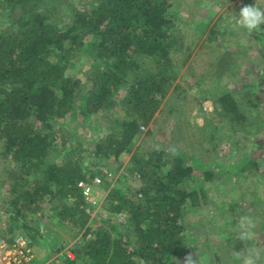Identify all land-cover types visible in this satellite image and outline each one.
<instances>
[{"label": "trees", "instance_id": "1", "mask_svg": "<svg viewBox=\"0 0 264 264\" xmlns=\"http://www.w3.org/2000/svg\"><path fill=\"white\" fill-rule=\"evenodd\" d=\"M255 2L242 0L239 10ZM194 14L176 0H91L81 7L69 0H0V25L6 26L0 27V162L9 196V209L0 210V237L16 232L40 237L50 252L58 253L64 226L76 237L83 232V240L72 248L74 259L63 255L61 264H178L188 255L182 242L188 224L183 211L209 205L196 185L214 179L215 158H197L175 146L169 158L163 151L150 153L139 173V189L129 187L109 196L114 201L109 212L123 214L125 223L90 231V205L79 185L106 176L86 171L92 163L85 166L72 155L75 148L59 129L75 112L86 117L105 114L128 88L125 112L115 125L100 129L92 162L117 159L130 150L162 100L176 91L173 84L177 71L188 63L186 53L197 48L198 55L217 40L214 37L226 34L219 19L205 43V21H195ZM240 30L233 25L231 32L244 34L252 41L250 47L221 44L223 49L212 50L218 84L237 79L241 68L251 67V49L264 50V26L251 35ZM191 33H197L192 42ZM85 56L91 61L84 74L92 84L89 90L81 79L71 80L67 74ZM261 67L264 85V63ZM198 84L193 88L197 97L212 101L216 113L205 123L210 141L214 135H226L219 120L231 118L235 128L246 132L248 124L260 121L261 115L252 111L263 98L260 92L250 94L254 85L231 91ZM169 105L170 114L176 113L174 101ZM247 162L253 161L249 157ZM5 219L7 228L2 230ZM123 224L126 229L120 228Z\"/></svg>", "mask_w": 264, "mask_h": 264}, {"label": "rangeland", "instance_id": "2", "mask_svg": "<svg viewBox=\"0 0 264 264\" xmlns=\"http://www.w3.org/2000/svg\"><path fill=\"white\" fill-rule=\"evenodd\" d=\"M69 1L75 7H81L84 4L89 5L91 2V0ZM176 1L183 9L195 13V21L200 22L201 20H197L199 18L205 21V25H203L205 34L201 37L202 40L207 37L209 29L219 19L222 21L220 29L226 31V34L214 37L217 40L211 46L205 45L206 48L198 55L196 53L197 48L192 53H186L188 63L190 59H192V62L187 70L186 63L177 71L173 84L177 88L176 91L173 95L171 92L162 100L158 111L135 139L130 150L117 159L109 161L94 159L92 162L91 156L95 152V141L102 134L100 129L115 125L125 112L126 105L123 104V101L128 88H124L116 96L114 104L112 103L109 106L105 114L95 112L90 117H86L79 115V112L73 113L59 129V134L70 143V147L75 148L72 152L74 157L80 158L85 166L92 163L89 164L92 168H88L86 171L102 173L106 176L105 179L96 176L91 183H85L86 187L91 189L90 193L94 201H88L90 205L88 212L91 217L89 222L90 231L103 227L107 229L112 224L125 223L126 217L123 214L113 215L109 212L108 207L114 204L109 196L112 197L116 192L124 193L129 187L139 189L141 184L139 173L147 162L150 153L163 151L165 156L169 158L175 153L173 151V146H175L185 149L190 155L197 158H215L217 164L212 166L214 179L203 184L204 186L202 183L196 185L198 189L202 187L201 193L205 192L206 197L209 199V205L183 211L188 224L184 227L182 242L188 250V255H193L196 259L199 257L203 264H240V258L236 253L246 250L247 247L252 245L264 250V85L259 76L262 72L261 66L264 63V50L259 47L258 49H251L249 55H251L250 62L252 63L248 65H251V67L249 69L241 68L237 79L227 78L224 83L218 84L216 80L220 77V74L218 73L219 69L211 65V63H214L212 50L215 47H221V44L224 48L232 45L237 46L238 44L242 47H245V45L250 47L252 44V41L247 39L244 34L241 33L238 36L237 33L232 34L231 32L233 25L236 31L240 30L237 20L242 0ZM255 4L264 8V0H256ZM41 10L45 11V6L41 7ZM55 18L53 16V19ZM231 19L232 24L228 22ZM10 21L7 20V22ZM63 23L66 24V21H63ZM206 26H208L207 29ZM0 27L6 29V26L0 25ZM196 39L197 33L189 34L188 40L192 42ZM208 40L207 37L205 43ZM223 47L221 48L223 49ZM78 59L76 69L70 68L68 70V77L71 80L81 79L83 85L89 90L92 84L86 81L84 74L89 69L91 61L86 56L81 60ZM199 81H201V84H198ZM196 84L201 85L204 89H212L218 85L222 89L231 91H246L254 85V87H251L250 94L260 92L263 98L259 107L252 111L261 115L260 121L248 124L246 129H249V131L246 132L241 128H235L234 125L237 122L235 123L231 118L219 120L226 135L221 138L214 135V139L210 141L205 136V133H207L205 123L207 116L214 117L216 113L212 101L197 97V93L193 90ZM218 90L216 89V92ZM170 99H172L171 102L174 101L175 106H178L172 105L177 110L172 115L170 114ZM175 117L176 120H173ZM95 125H98L99 128ZM228 137L235 138L228 139ZM213 142L215 143L212 144ZM249 157L252 159V163L247 162ZM243 161L246 162L240 168V163ZM3 168L4 166L0 162V210L6 212L9 209V196L6 195L8 183L3 182L5 179V174L2 173ZM200 173L196 172L198 176ZM194 180L198 181L199 178L195 176ZM243 214L251 215L256 225L253 230L254 240L247 243L240 242L235 238L233 240L237 232L238 217ZM3 222L1 229L5 230L7 228L6 219ZM64 227H66V232L62 233L60 239L63 249L58 253L50 252L49 245L42 241L40 237L33 239L21 232H16L14 235L5 234L4 237L0 238L12 240L17 235L24 234L33 243V251L37 259L36 264L43 262L61 264V262L57 263L53 259L58 260L59 258V261H61L60 257L68 255V253L75 257L72 248L84 238L82 237L83 232L76 237L74 232L71 233L70 226L66 225ZM120 228L126 229L127 225L123 224ZM0 233L4 232L0 230ZM185 257L183 256L178 264H185ZM230 257H234L237 262L230 260ZM172 261H170V264H174Z\"/></svg>", "mask_w": 264, "mask_h": 264}, {"label": "clouds", "instance_id": "3", "mask_svg": "<svg viewBox=\"0 0 264 264\" xmlns=\"http://www.w3.org/2000/svg\"><path fill=\"white\" fill-rule=\"evenodd\" d=\"M237 23L240 29L248 35L253 34L264 26V8L258 7L256 4L255 6L246 5L242 7ZM255 227L254 218L251 215H239L234 238L244 243L253 241ZM236 254L240 258V264H264V250L260 247L252 245ZM185 264H203V261L199 257L196 259L193 255H188L185 257Z\"/></svg>", "mask_w": 264, "mask_h": 264}, {"label": "built area", "instance_id": "4", "mask_svg": "<svg viewBox=\"0 0 264 264\" xmlns=\"http://www.w3.org/2000/svg\"><path fill=\"white\" fill-rule=\"evenodd\" d=\"M83 189L86 201L94 202L91 196V189L85 183L79 185ZM32 243L23 235H17L12 240L0 238V264H36ZM69 259H74L72 254L66 255ZM53 261H59L53 259ZM49 262V261H48ZM41 264H49L43 262Z\"/></svg>", "mask_w": 264, "mask_h": 264}, {"label": "crops", "instance_id": "5", "mask_svg": "<svg viewBox=\"0 0 264 264\" xmlns=\"http://www.w3.org/2000/svg\"><path fill=\"white\" fill-rule=\"evenodd\" d=\"M191 62H192V59L189 61V63H187L186 70H187L188 66H190Z\"/></svg>", "mask_w": 264, "mask_h": 264}]
</instances>
